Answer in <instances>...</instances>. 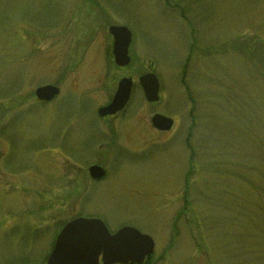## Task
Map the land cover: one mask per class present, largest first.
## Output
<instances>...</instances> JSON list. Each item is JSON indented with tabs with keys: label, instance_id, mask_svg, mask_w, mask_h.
Masks as SVG:
<instances>
[{
	"label": "rangeland",
	"instance_id": "obj_1",
	"mask_svg": "<svg viewBox=\"0 0 264 264\" xmlns=\"http://www.w3.org/2000/svg\"><path fill=\"white\" fill-rule=\"evenodd\" d=\"M123 78L127 107L99 119ZM77 217L150 237L152 264H264V0H0V264H45Z\"/></svg>",
	"mask_w": 264,
	"mask_h": 264
},
{
	"label": "water",
	"instance_id": "obj_2",
	"mask_svg": "<svg viewBox=\"0 0 264 264\" xmlns=\"http://www.w3.org/2000/svg\"><path fill=\"white\" fill-rule=\"evenodd\" d=\"M113 37L112 55L119 68L129 65L128 47L131 33L125 27H109ZM138 84L148 103L158 102L159 84L152 73L141 76ZM133 88L131 79H122L117 84L111 102L100 108V118L114 116L128 104ZM59 94L58 88L44 86L35 90L34 96L40 102H50ZM151 126L161 132L171 129L173 121L161 115H154ZM88 174L94 181L104 177V171L97 166L89 168ZM154 250V243L137 230L124 227L110 234L105 225L96 219L77 218L68 222L59 232L46 264H146Z\"/></svg>",
	"mask_w": 264,
	"mask_h": 264
},
{
	"label": "flooded vegetation",
	"instance_id": "obj_3",
	"mask_svg": "<svg viewBox=\"0 0 264 264\" xmlns=\"http://www.w3.org/2000/svg\"><path fill=\"white\" fill-rule=\"evenodd\" d=\"M174 124H175V122H174ZM175 125H173V127H174ZM173 127H172V129L169 131V132H167V133H161V132H156L157 134H161V135H165V134H168V133H170L172 130H173Z\"/></svg>",
	"mask_w": 264,
	"mask_h": 264
}]
</instances>
